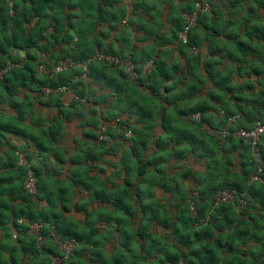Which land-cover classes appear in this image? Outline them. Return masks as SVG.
<instances>
[{
  "label": "trees",
  "instance_id": "16d2710c",
  "mask_svg": "<svg viewBox=\"0 0 264 264\" xmlns=\"http://www.w3.org/2000/svg\"><path fill=\"white\" fill-rule=\"evenodd\" d=\"M81 2L16 0L10 13L0 0V264H52L53 256H63L52 235L76 242L60 264H264V184L250 180L255 166L250 144L232 136L221 139L205 127L220 130L228 116L244 113L230 129H249L264 115L242 105L233 108L229 100L219 105L224 112L218 118L220 109L208 102L187 109L183 102L194 95L195 84L186 94L183 74L173 76L183 69L178 65L171 72L163 59L171 51L194 59L190 50L197 47L200 54L202 45L209 56L230 55L220 36L263 37L264 0H229L220 17L211 6L197 16L186 41L179 33L193 0H166L167 10L133 0L128 21H135L134 29L120 31V50L105 46L102 37L96 47L87 40L89 26L96 24L88 17L82 26L71 21L65 9L71 3L82 7ZM115 15L108 18L109 28ZM137 31V41L153 39L139 53L132 48ZM58 38L65 46L55 49ZM97 50L130 59L137 77L118 65L88 60ZM40 52L49 53L50 64L70 57L86 63V70L73 66L42 73ZM147 61L152 67L142 70ZM217 63L212 60L205 69L217 90L227 99H248L233 92L230 71H216ZM207 95L220 98L214 87ZM180 118L197 124L174 126ZM124 125L132 131L129 138ZM69 130L74 133L70 145L63 142ZM260 142L264 158V135ZM20 152L26 154L24 165L18 164ZM175 158L180 160L173 163ZM194 159L205 162L204 171L193 168ZM29 169L36 177L35 193L24 186ZM223 189L235 190L245 204L216 203ZM30 222L41 224L40 247L28 232ZM109 238L116 242L111 254Z\"/></svg>",
  "mask_w": 264,
  "mask_h": 264
},
{
  "label": "crops",
  "instance_id": "0c3cea01",
  "mask_svg": "<svg viewBox=\"0 0 264 264\" xmlns=\"http://www.w3.org/2000/svg\"><path fill=\"white\" fill-rule=\"evenodd\" d=\"M74 1H80V0H72ZM82 7L78 6L76 7L75 4L73 5L71 3L70 9L68 7L65 9L66 12L71 13V21L74 22L75 25L82 26V23L84 22V18L88 17V21H92L96 23L95 25H90L89 30L87 33V40L92 42V45L95 44V47L98 46V39L103 40L105 46L108 44L113 45L115 49L120 50L123 46V40L121 36V30L127 29L132 30L134 29L135 21H128L129 17L131 16V10L133 7V0H81ZM184 0H174V2H183ZM195 0H193L194 2ZM209 2H213L214 6L213 9L218 12V15H222L221 13L223 10V6L226 4L227 6L230 4L229 0H208ZM249 1V0H247ZM149 3L158 4L163 8H167V2L166 0H148ZM211 2V3H212ZM167 3V4H166ZM246 7L245 5H243ZM99 8V12L97 10ZM167 10V9H166ZM53 11L52 9L50 10ZM240 12H243L240 10ZM115 13V21L116 24L113 28H109V21L108 18L112 17V14ZM260 15L262 20H264V10H260ZM137 16L141 17V12H137ZM163 18H166V14L163 15ZM35 20V19H34ZM91 22V23H92ZM232 26L231 24H229ZM169 28V25H163L161 32L166 31ZM66 29V27H65ZM73 31V28H70ZM104 34V36L102 35ZM141 34V31H137L133 33V38L136 40L135 44H133L132 48L135 50V52H140L144 48H146L149 45V42H151L153 39L150 40H143V41H137L135 39L137 36ZM263 37H258L255 33L252 34V36H240L238 38V41H243L239 45H237L236 39L227 40L229 38H225L223 36H220L222 38V41L226 40L228 51L230 52V55H224L222 56L220 53L214 52V56H209L207 54L206 47L202 45V52L200 54L192 52L190 50V53L192 55H196L194 59L191 57L189 59L183 58L178 56L175 51H171L167 57L163 56V59H166L169 63L168 67L171 72H174L176 69V66H180L181 69H183V72H180L179 74H174V77H178L180 74H183V88L186 94L188 93L189 85L191 83L195 84V91L194 95L188 99L184 100L183 105L184 107H192L195 108L199 104L208 102L214 107H218L220 110L217 113V118L222 116L223 110L221 106L223 105L226 100H229L230 105L233 106V108H237L239 105H242V108L244 110L251 111L255 115H264V32H260ZM59 40L55 43V49H57L59 46H65V43L62 39L58 38ZM76 39V38H75ZM244 42H247L244 47ZM169 46V44H164L162 48H165ZM243 51H242V50ZM94 52V51H93ZM212 60H216L218 63L215 67L216 71L221 70L224 72L228 69L230 71V85L233 87V92L237 95H241L243 97H246L248 99L246 100H232L231 98H226L223 93L220 90H217V86L210 80L208 77V74L205 72L206 65L211 62ZM241 68H243V73H241ZM259 72H263L259 74V76L254 73L255 71L259 70ZM143 70V69H142ZM170 72V73H171ZM227 72V71H226ZM130 76V75H129ZM172 75L168 77L166 80V84L169 85L171 81ZM130 78H133L130 76ZM134 79V78H133ZM203 80V83H199L198 80ZM249 82L253 84V87L250 86ZM240 85H244L246 87L241 88ZM215 89V94H218L220 96L219 100H213L209 99L207 95V88H213ZM144 88V87H143ZM144 90H146L144 88ZM175 90V88H174ZM173 90V91H174ZM163 93V91H162ZM221 97L225 99H221ZM40 110V109H38ZM43 112L50 111L49 109H41ZM244 116V113L242 114ZM198 117V116H197ZM213 118V117H212ZM209 129L210 132L215 133L212 126H205ZM77 132V131H75ZM74 136V133L71 131H68V135L63 138V142L68 145H70V137ZM10 141L21 145L23 143V140L19 137H11ZM235 157H237L238 152H232ZM200 162V168L198 169L200 172L204 171V161H198ZM174 163V162H173ZM197 169V168H194ZM157 195L161 196V193L157 191ZM78 218H82V215L77 214ZM102 231V230H100ZM106 248L109 250V254L112 252V248L114 245H116V242L109 238L106 242Z\"/></svg>",
  "mask_w": 264,
  "mask_h": 264
},
{
  "label": "built area",
  "instance_id": "2783aa9c",
  "mask_svg": "<svg viewBox=\"0 0 264 264\" xmlns=\"http://www.w3.org/2000/svg\"><path fill=\"white\" fill-rule=\"evenodd\" d=\"M16 0H6V3L9 7L10 13H13V6L14 2ZM211 4L208 1L205 0H198L194 2V9L190 13L183 14V18L185 20V25L183 30L179 33L180 38L183 41H186L187 34L189 29L196 24L197 16L199 14L205 13L210 11ZM200 49L197 47H193L192 51L197 52ZM50 55L47 52H40L39 58H40V64L38 65V70L42 73H49V74H56L59 73L65 69H68L70 67L76 66L81 67L82 69L86 70V63H77L70 57H59L54 64H50ZM96 60L99 62H105L110 63L113 65H118L122 68H124L130 76L133 78L137 77V72L134 68V63L128 59V58H119L118 56L112 55L110 53L104 52V51H98L88 59V60ZM153 63L152 61H147L144 65L143 70H149L152 67ZM66 87L58 88L57 90L65 89ZM241 115L235 114L228 116L226 118L224 126L220 129L215 131V134L219 135L221 139L227 138V137H236V138H243L245 141H247L250 144L251 147V153L252 157L255 161L254 170L250 176L251 181H257L264 184V158L261 155L260 150V139L264 135V121L255 119L253 120V124L251 128H236L235 130H231L230 126L233 125V123L236 122L238 118H240ZM102 130L105 129V127H101ZM123 132L124 134L129 137L132 134L131 129L124 125L123 126ZM27 163L26 154L24 152L18 153V164L24 165ZM25 189L29 191L30 193L36 192V177L34 176L32 170H28L25 182H24ZM237 192L235 190H229V189H223L216 193V203H222V202H230V203H236V200H238V205L245 204V201L243 198H237L236 199ZM193 209V206H192ZM21 221V220H19ZM41 224L38 222H30L29 223V233L32 234L36 239V246L40 247L44 241L43 235L40 233ZM55 239V242H58V249L62 253L61 256H53L52 257V263L53 264H60L61 260L63 258H67L70 253L72 252L76 242L72 239H59L57 236L52 235ZM177 264H183L182 261H179Z\"/></svg>",
  "mask_w": 264,
  "mask_h": 264
},
{
  "label": "rangeland",
  "instance_id": "374dc122",
  "mask_svg": "<svg viewBox=\"0 0 264 264\" xmlns=\"http://www.w3.org/2000/svg\"><path fill=\"white\" fill-rule=\"evenodd\" d=\"M205 1H208V0H205ZM195 2V1H194ZM209 2V1H208ZM212 2V1H211ZM211 2H209L210 4H211V6L213 7L214 6V4H213V2L211 3ZM98 51H101V50H97V51H95L94 53H96V52H98ZM93 53V54H94ZM187 109H193L192 107H188ZM170 111H172V112H174L173 110H170ZM175 122V121H174ZM197 123L196 122H194L193 120H189V119H182V118H180L177 122H175V124H174V126H176V127H181V128H183V127H185V128H191V127H193V126H195ZM75 126H76V124H74ZM100 128L101 127H103L102 125L101 126H99ZM78 129V128H77ZM70 131V130H69ZM126 136V135H125ZM129 137H131V136H129ZM129 137H127L126 136V138H129ZM218 151H216L215 153H217ZM217 155V157H215V159H220L221 158V156H222V154L220 153V154H216ZM180 159L179 158H175V159H173L172 160V162H178ZM199 160L198 159H194V161L192 162V166H193V168H197V169H199L200 168V162H198ZM174 162V163H175ZM54 239V238H53ZM56 246L58 247V242H56ZM53 264V263H52Z\"/></svg>",
  "mask_w": 264,
  "mask_h": 264
},
{
  "label": "clouds",
  "instance_id": "9594fccd",
  "mask_svg": "<svg viewBox=\"0 0 264 264\" xmlns=\"http://www.w3.org/2000/svg\"><path fill=\"white\" fill-rule=\"evenodd\" d=\"M237 114H239V115H241V116H242V114H241V113H237ZM241 116H240V117H241ZM238 119H239V118H238Z\"/></svg>",
  "mask_w": 264,
  "mask_h": 264
}]
</instances>
